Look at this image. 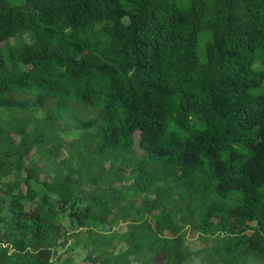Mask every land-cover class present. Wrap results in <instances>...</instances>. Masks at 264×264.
<instances>
[{"label": "trees", "instance_id": "1", "mask_svg": "<svg viewBox=\"0 0 264 264\" xmlns=\"http://www.w3.org/2000/svg\"><path fill=\"white\" fill-rule=\"evenodd\" d=\"M77 250L264 264V0H0V264Z\"/></svg>", "mask_w": 264, "mask_h": 264}, {"label": "rangeland", "instance_id": "2", "mask_svg": "<svg viewBox=\"0 0 264 264\" xmlns=\"http://www.w3.org/2000/svg\"><path fill=\"white\" fill-rule=\"evenodd\" d=\"M73 108H74L75 113L77 115L82 116V115L88 114L89 118H94L95 115L98 114V112L93 109V100H92V97L88 94H83L82 99H81V104L80 105H74ZM64 138H66L68 140L70 137L68 135H64ZM139 140H140V138H139ZM67 154H68V149L66 148L64 150L63 157L66 156ZM18 178H20L22 181H24L25 176L23 174H18L16 176H12L9 178L5 177V176L2 177L3 183H5V184L7 183V181H13V180L18 179ZM124 178H125V174L119 173L117 180L120 183H122ZM23 189L25 192L28 191V188L25 186V184H23ZM5 215L8 216V218H10V216L6 212H5ZM66 256L73 257V261H74L73 264H91L90 262H87L85 260V252L81 251V250H77L75 252L67 254ZM202 259H203V254L199 253L194 260H189V259L183 258L181 261V264H200Z\"/></svg>", "mask_w": 264, "mask_h": 264}]
</instances>
